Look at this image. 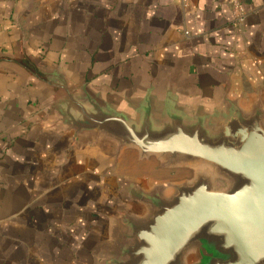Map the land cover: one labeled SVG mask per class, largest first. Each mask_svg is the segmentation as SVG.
<instances>
[{
    "label": "crops",
    "instance_id": "1",
    "mask_svg": "<svg viewBox=\"0 0 264 264\" xmlns=\"http://www.w3.org/2000/svg\"><path fill=\"white\" fill-rule=\"evenodd\" d=\"M231 1L0 0V264H109L126 218L147 213L135 192L162 176L157 158L71 130L62 83L129 114L147 97L264 111V0H241L239 26Z\"/></svg>",
    "mask_w": 264,
    "mask_h": 264
},
{
    "label": "water",
    "instance_id": "2",
    "mask_svg": "<svg viewBox=\"0 0 264 264\" xmlns=\"http://www.w3.org/2000/svg\"><path fill=\"white\" fill-rule=\"evenodd\" d=\"M63 118L76 133L93 132L157 155L165 165L206 164L232 185L215 190L198 174L192 183L156 184L142 201L147 213L127 217L109 264H185L198 245L200 264H264V111L190 115L167 100L150 97L136 114L113 111L85 91L67 85ZM148 191V190H147Z\"/></svg>",
    "mask_w": 264,
    "mask_h": 264
},
{
    "label": "rangeland",
    "instance_id": "3",
    "mask_svg": "<svg viewBox=\"0 0 264 264\" xmlns=\"http://www.w3.org/2000/svg\"><path fill=\"white\" fill-rule=\"evenodd\" d=\"M150 156V155H149ZM152 158H157L161 161V164L163 167H158L160 170L158 173H162V176L156 177V181H149L148 186H151V188L148 189V191H139L137 190L135 192L136 196H140V198H145L147 196V193L154 189V186H156V183L167 185L168 192L171 193L172 188H170L169 185L172 183H192L198 174H204L208 178L211 179L212 186L215 190H227L232 185V182L226 177L221 175L219 172H217L216 169L211 167L210 165L206 164H174V165H165L163 161L158 158L157 155L151 154ZM160 161H158L160 163ZM150 169L153 170V168L150 166ZM201 253L200 248L198 245L192 246L189 251L187 252L184 263L185 264H200L201 263Z\"/></svg>",
    "mask_w": 264,
    "mask_h": 264
},
{
    "label": "built area",
    "instance_id": "4",
    "mask_svg": "<svg viewBox=\"0 0 264 264\" xmlns=\"http://www.w3.org/2000/svg\"><path fill=\"white\" fill-rule=\"evenodd\" d=\"M183 6H187L190 3V0H181ZM233 23L234 25H241L247 16L246 9L241 0H232L231 1Z\"/></svg>",
    "mask_w": 264,
    "mask_h": 264
}]
</instances>
